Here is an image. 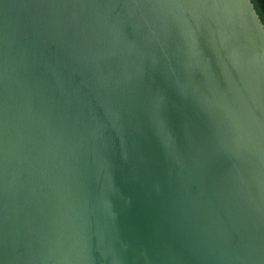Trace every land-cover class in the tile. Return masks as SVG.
<instances>
[{
    "label": "water",
    "instance_id": "obj_1",
    "mask_svg": "<svg viewBox=\"0 0 264 264\" xmlns=\"http://www.w3.org/2000/svg\"><path fill=\"white\" fill-rule=\"evenodd\" d=\"M0 264H264L251 0H0Z\"/></svg>",
    "mask_w": 264,
    "mask_h": 264
},
{
    "label": "trees",
    "instance_id": "obj_2",
    "mask_svg": "<svg viewBox=\"0 0 264 264\" xmlns=\"http://www.w3.org/2000/svg\"><path fill=\"white\" fill-rule=\"evenodd\" d=\"M251 2L264 25V0H251Z\"/></svg>",
    "mask_w": 264,
    "mask_h": 264
}]
</instances>
